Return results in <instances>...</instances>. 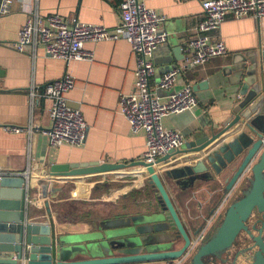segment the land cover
I'll list each match as a JSON object with an SVG mask.
<instances>
[{
  "label": "crops",
  "instance_id": "1",
  "mask_svg": "<svg viewBox=\"0 0 264 264\" xmlns=\"http://www.w3.org/2000/svg\"><path fill=\"white\" fill-rule=\"evenodd\" d=\"M202 1L144 0L166 17L162 29L168 33L167 42L154 52L155 73L150 82L153 90L166 100L187 83L194 86L208 80V86L194 90L196 107L165 118V126L182 132L185 139L202 122L213 120L221 125L233 105L245 97L244 92L260 81L264 86L260 56L264 50V17L228 15L218 29L210 32L213 40L226 43L228 52L200 66L187 61L184 44L198 35V25L206 15ZM122 2L13 0L11 12L0 16V172L8 177L31 173L32 202H28L27 216L33 223L50 226L52 237L89 238L107 233L104 224L108 221L133 216L144 215L148 217L146 224H154L152 215L163 212L140 166L81 178L50 174L55 164H129L144 158L146 136L130 131L119 107L120 95L135 88L137 64L130 43L124 38L87 42L85 46L93 52V60L71 62L48 56L42 45L29 46L24 51L12 45L33 12L43 16L59 13L68 22L77 19L116 29L122 19ZM175 66H180L182 72L174 85L158 88L161 76ZM66 73L76 79L67 97L85 117L86 141L82 146L51 147L47 133L51 102L32 99L30 91L33 85L42 89ZM8 125L24 127V131L10 133ZM163 179L187 227L201 228L221 206L224 185L220 182L206 179L191 187H180L166 175ZM27 182L26 179L25 187ZM162 234L166 238L170 235L166 230Z\"/></svg>",
  "mask_w": 264,
  "mask_h": 264
},
{
  "label": "water",
  "instance_id": "2",
  "mask_svg": "<svg viewBox=\"0 0 264 264\" xmlns=\"http://www.w3.org/2000/svg\"><path fill=\"white\" fill-rule=\"evenodd\" d=\"M1 2V0H0ZM264 68V50L260 51ZM254 84L256 81L253 82ZM208 80L198 82L194 90L208 86ZM247 85L245 84V87ZM230 109L221 125L214 121L197 125L181 147L171 150L155 162L142 159L133 163H95L73 165L55 164L52 176L68 178L91 177L131 166L143 167L148 183L153 188L162 208L159 219L147 224L152 230L141 231L148 217L133 216L104 224L106 233L69 240L52 237L50 226L33 223L28 219V192L23 176L0 178V264H141L155 261H173L183 255L190 245L186 225L181 218L163 175L180 187L194 186L198 181L212 180L224 185L223 195L235 188L240 179L251 172V185L244 194L227 207L223 219L211 238L196 256L215 253L228 245L244 226L254 206L259 205L264 190V86L262 81ZM253 163V165H251ZM12 185L15 188H12ZM30 195V194H29ZM11 199V200H10ZM260 211L264 208L259 205ZM150 218V217H149ZM152 219V218H151ZM155 225H164L157 227ZM126 227V228H124ZM131 232H122V228ZM117 228V229H116ZM112 232V230H114ZM164 230L170 233L164 240L156 236ZM147 234L146 243H131ZM172 234V237H171ZM171 237V238H170ZM182 238L184 245L175 249L174 241ZM155 239V241H150ZM255 240V239H254ZM256 241V240H255ZM256 243L264 252L261 238ZM192 264H201L193 261ZM257 264V263H253Z\"/></svg>",
  "mask_w": 264,
  "mask_h": 264
},
{
  "label": "built area",
  "instance_id": "3",
  "mask_svg": "<svg viewBox=\"0 0 264 264\" xmlns=\"http://www.w3.org/2000/svg\"><path fill=\"white\" fill-rule=\"evenodd\" d=\"M12 3L13 0H1L0 16L11 12ZM202 7L206 15L198 25L199 33L184 44L187 61L196 66L204 65L211 58L228 52L223 40H213L210 36V32L218 29L228 15L235 18L264 17V0H203ZM121 15L120 25L116 29H110L77 19L68 22L59 13L43 16L39 12H33L27 16L12 45L19 51H24L29 46L37 48L42 45L48 56L67 62L92 61L93 52L86 48L87 42L126 39L136 57V79L134 90L120 95L119 107L129 123L130 131L133 134L144 133L146 136L143 159L155 162L171 150L181 147L185 140L182 132L165 126V118L170 114L192 110L197 106L198 100L190 83L170 94L166 100L151 87V78L155 73L154 52L168 40V33L162 29L166 17L148 7L144 0H123ZM181 72L182 68L175 66L164 73L158 82V88L172 87ZM75 81L72 74L66 73L42 89L35 85L31 88L32 99L40 98L51 102V126L47 130L51 147L63 144L82 146L86 141L88 125L85 117L81 109L70 105L67 97V92ZM6 130L19 133L24 131V127L8 125ZM5 175L0 172V178ZM23 175L28 181L26 189L29 193L31 173L26 171ZM27 199L32 202L29 194ZM221 206L214 210L193 238L188 252L202 240Z\"/></svg>",
  "mask_w": 264,
  "mask_h": 264
},
{
  "label": "flooded vegetation",
  "instance_id": "4",
  "mask_svg": "<svg viewBox=\"0 0 264 264\" xmlns=\"http://www.w3.org/2000/svg\"><path fill=\"white\" fill-rule=\"evenodd\" d=\"M251 165H253V163ZM251 181V172L249 171L240 179L234 189L223 195L221 198L222 201H220L221 204L224 203L218 214L206 229L202 240L199 241L190 252H188V250L191 247L193 238L197 236L205 223L201 228L195 229L187 227L186 225L187 233L190 238V245L181 257L176 258L173 261H155L141 264H192L193 261H195V263L201 262V264H264V252L260 250V246L256 243L260 238L262 242H264V211H260L259 207V205H261V207L264 208V190L263 196L261 197L262 199L259 200V205L254 206L249 215L243 219L244 226L236 233L235 238L228 245L218 249L215 253L202 255L200 259L196 258L200 247L211 238L217 225L223 219L227 207L236 198H239L244 194L247 188L251 185ZM183 245L184 241L180 238L174 241L173 248L179 249Z\"/></svg>",
  "mask_w": 264,
  "mask_h": 264
},
{
  "label": "rangeland",
  "instance_id": "5",
  "mask_svg": "<svg viewBox=\"0 0 264 264\" xmlns=\"http://www.w3.org/2000/svg\"><path fill=\"white\" fill-rule=\"evenodd\" d=\"M222 201V200H221ZM220 201V202H221ZM153 218H158L159 217V219H160V217H161V213H154L153 215ZM152 218V217H151ZM155 221V220H154ZM156 227H157V229H158V227H161V226H164V225H155ZM124 228H126V227H124ZM124 228H122L123 230H122V232H126V233H129V232H131V227H130V229L128 230V229H124ZM117 229V228H116ZM139 229L141 230V231H148V230H152V226H150V225H147V224H144L143 225V227H139ZM113 231H115V229L114 230H112V232ZM164 232V231H163ZM131 237L130 238H134V239H132V240H130V242L131 243H137V244H143V243H146L145 241L143 242V243H140L141 242V240L143 239V238H145V240L146 241H149V237L150 236H148L147 234H145L144 236H141L140 237V239H136L135 237H133L132 235H130ZM171 237H172V234H171ZM170 237V238H171ZM165 237H164V235L162 234V232H160L157 236H156V239H160V240H163ZM167 239V238H166ZM150 241H155V239H150Z\"/></svg>",
  "mask_w": 264,
  "mask_h": 264
},
{
  "label": "bare ground",
  "instance_id": "6",
  "mask_svg": "<svg viewBox=\"0 0 264 264\" xmlns=\"http://www.w3.org/2000/svg\"><path fill=\"white\" fill-rule=\"evenodd\" d=\"M141 167V166H140ZM143 169V167H141Z\"/></svg>",
  "mask_w": 264,
  "mask_h": 264
}]
</instances>
